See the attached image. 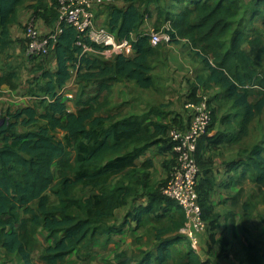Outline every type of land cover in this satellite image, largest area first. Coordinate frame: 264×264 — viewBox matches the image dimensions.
<instances>
[{
	"label": "trees",
	"instance_id": "obj_1",
	"mask_svg": "<svg viewBox=\"0 0 264 264\" xmlns=\"http://www.w3.org/2000/svg\"><path fill=\"white\" fill-rule=\"evenodd\" d=\"M154 1L158 2L127 0L124 9L108 8L106 27L119 40L130 41L134 57L115 54L109 61H101L97 58L101 54L96 52L105 49L87 39L78 46L82 34L74 27H65L55 46L57 69L42 73L47 81L43 88L46 98L38 105L17 110L13 116L0 117V245L7 255L16 256L23 264H35L39 229L46 231L48 239L52 240V245L39 256L44 264H68V257L75 251L93 248L104 241L107 244L112 234L123 230L122 225H108L116 211L137 194L138 186L149 187L147 171L152 163L147 161L138 168L136 160L159 144H163L164 150H172L168 131L171 127L181 128L182 119L179 121L175 117L171 125H163L147 122L143 116L118 119L99 114L102 106L98 104V95L111 93L115 83L133 82L143 89L154 86L152 63L161 52L151 45L149 35L138 34L136 39L132 38L146 18L138 3ZM24 2L0 0V49L10 42L9 26L16 21ZM190 3L177 13L166 12L164 18L171 25V43L188 40L209 71L205 80L200 79L198 85L192 86L189 100H201L199 84L219 87L235 108L243 110L240 132L242 137L246 136L255 117L264 111V72L256 70L252 53L243 50L247 43L244 33H235L229 50L218 53L219 40L226 36L234 17L233 10L238 5L233 0L217 4L191 0ZM34 9L36 16L56 27L58 0H53L50 8L40 2ZM86 47L96 52H88ZM210 55L215 58L214 62ZM74 72L80 81L94 82L98 95L76 111H70L60 91L73 78ZM15 77L17 73L0 78V84H7ZM103 100L107 102V98ZM213 112L210 128L215 120L214 109ZM19 125L25 132L17 131ZM222 141V135L209 138L213 146ZM203 149L202 144H198L195 154L200 171L201 167L204 169L197 192L207 230L213 232L218 220L210 201L214 181L207 169L208 163L201 160ZM249 154L244 175L251 172L252 182L259 192H264V139ZM238 165L241 162H233L229 167ZM167 182L168 178L152 188L148 192V204L130 215L139 226L144 223L145 216L151 215L156 223H163L156 228L155 251L142 252L140 257L129 258L127 263L203 264L199 253L190 247L181 256L171 249L183 240L179 232L186 217L176 202L163 195L162 188ZM86 189L88 195H78V190ZM53 197L58 203H52ZM248 209L246 206V212ZM162 219L166 222H160ZM173 233H177L175 237H166ZM244 249L249 264H264V248L254 244L249 233Z\"/></svg>",
	"mask_w": 264,
	"mask_h": 264
},
{
	"label": "crops",
	"instance_id": "obj_2",
	"mask_svg": "<svg viewBox=\"0 0 264 264\" xmlns=\"http://www.w3.org/2000/svg\"><path fill=\"white\" fill-rule=\"evenodd\" d=\"M40 2L48 8L53 5V0H25L18 10L16 21L9 26L10 42L3 47L5 50L0 54V78L9 77L10 74L15 76L18 69L17 59L15 58L17 56L23 57L21 44L18 43V40L25 42V28L30 22H34L37 29L43 35L54 31V27L47 25L40 16L35 15L34 6ZM127 5L128 3L125 0H116L112 3V6L120 9L126 8ZM103 8L96 11V20L99 25L106 27L108 11L105 15H102V12L105 10ZM148 8L151 12L148 22L151 24H149V27H142V25L139 32L132 36L133 39H136L138 34L161 31L154 30L153 26L155 21H157L154 2L148 3ZM162 45L163 47L160 50L162 52L160 55L161 63L157 68L156 65L154 67L153 88L143 89L133 82L125 84L121 82L117 87H113L116 91L121 90V92H124L123 97H115L113 106L120 107L119 103L121 102L119 101L126 104L122 111L115 112L113 110V117L120 119L132 115L143 116L145 113H151L150 119H146L147 122L171 125L175 120V115L179 114L176 117L180 121L183 115L184 101L186 98L189 99L192 86L198 85L199 80L202 78L198 69L194 66L187 47L165 42ZM56 69L57 62L54 57L53 72ZM191 70L194 71L193 77L189 76ZM16 78L11 80H15ZM73 80L74 78L61 89L63 90V100L66 96L70 95L68 93L72 94L76 92L75 87H73ZM15 92H17L16 89L0 84V114L3 109L7 111V109L15 108L18 105ZM201 92L202 85L199 84V97L202 96ZM97 95L95 94V96ZM101 95L103 96L104 94L101 93ZM34 100L32 97H29L23 108L34 106ZM101 100H103V97L99 98V101ZM147 109H150L148 110L149 112ZM99 114L105 117L109 116L102 110ZM232 121L234 120L232 119ZM231 126L234 127L233 132H229L228 130ZM240 127L241 125H239L238 129L234 122H229L228 117L222 119L221 122L216 112L210 131L198 143H201L204 148L201 152V160L208 163L207 169L210 171V176L214 181V190L211 193L210 201L215 207V213L218 218L216 229L213 232L206 229L199 236V255L203 264H249L244 247L246 245L247 234L251 233L257 224L252 221L251 206L256 205L259 190L257 185L251 180V172H248L247 176L244 175L251 149H247V147L242 148L241 144L246 137L241 136ZM217 135H222V143L217 146L210 145L209 138H214ZM147 161L152 163V167L147 171L149 173V187L143 188L142 186H138L137 194L129 199L125 207L116 211L115 218L108 222V225H122L123 230L121 233L112 234L108 245L101 246L103 250H100L98 245L94 246L98 254H96L95 261L92 264H101L98 260L103 256L104 252L105 264H137L135 261L127 263V260L141 252L155 251L157 243L155 238L156 227L149 222L151 218L154 219V216H145L144 223L139 226L130 215L136 212L137 209L146 206L150 199L148 192L152 191V188H157L168 178L169 170L175 162V155L172 150H164L163 144H159L146 150L136 160V165L138 168H141ZM233 162H241V165L229 167ZM203 170V167H201V171ZM143 172L141 171V173ZM246 206L249 207L247 212ZM256 216L254 215L253 217L254 221ZM164 221L165 219H162L160 222ZM176 234H169L166 237L173 238ZM179 234H181V231ZM181 237L183 238V236ZM37 239L38 247L34 254V262L35 264H44L43 262H39L35 255H41L46 247L52 245V240L48 239V233L42 229H39ZM179 244H182L183 252L189 251V243L184 238ZM75 253L76 251L68 257V261L76 259L73 256ZM119 254H123V257L118 258ZM0 256L9 257L15 264H23L16 256L7 255L1 245Z\"/></svg>",
	"mask_w": 264,
	"mask_h": 264
},
{
	"label": "rangeland",
	"instance_id": "obj_3",
	"mask_svg": "<svg viewBox=\"0 0 264 264\" xmlns=\"http://www.w3.org/2000/svg\"><path fill=\"white\" fill-rule=\"evenodd\" d=\"M125 1L127 2V0ZM180 1L181 3H178L177 0H158L157 3L154 1L155 13H157V21H155V23L153 24L154 30H163L167 28L171 29L170 23L169 22L166 23L164 20V18H166V12L177 13L180 9L189 7L191 5L190 3L191 0H180ZM197 1L201 2L205 0H197ZM207 1H211V4H217L222 0H207ZM233 1L236 2V4L238 5V8L233 10L234 17L230 20V27L228 29L226 36L221 37V39L219 40L220 45L218 46L219 48L218 53L222 52L223 54L229 50L231 46V41L235 33H244V35L247 38V43H245V45L243 46V50L248 53H252V59H253L256 70L260 73L264 72V0H233ZM109 6H112V4ZM109 6H106L105 8H103L105 10L102 12V15L106 14ZM138 6L140 10L146 15V18L144 20L142 27H149L150 26L149 24L151 23H149L148 20H150L151 12L148 8V3L140 2L138 3ZM161 11L163 12V15H161ZM100 19H101V16H100ZM29 26L36 27L34 22H30L26 26L25 31ZM18 43L21 44L23 57L20 58L17 56L15 58L17 59V64H18V69L16 70L17 78L15 80H10V82H8L7 84H1V85L10 86L12 89L17 90L15 94H16L18 105H16L15 108L7 109V111H5L6 109H3L0 114V117L3 119L9 116H13V114L17 110L23 108V106L26 105L29 97H32L33 99H35L34 100L35 104L33 103L34 105H38L39 102L45 99L46 95L43 91V88L47 81L43 78L42 73L44 70L48 72H53V62H54V57H55L54 52H50L47 56L37 57L29 53L28 48L26 44L24 43V41L21 42L20 40H18ZM172 44L174 45L180 44L181 46L183 45L187 47L188 53L190 54L194 62V66L198 69L200 77L202 78L201 80H205V78L209 75L208 74L209 71L207 70L206 66L203 64L202 60L196 55L197 50L192 46V44L188 40H185V39H180L178 43H172ZM162 47L163 45L160 44L156 48H159V50H161ZM4 50L5 48H1L0 54H2ZM160 55L152 63L153 68L155 67V65L157 68V66L161 63ZM112 56L114 55H108V54L102 55L101 54V55H98L97 58H99V60L101 61H109L112 58ZM210 58H211V62H214L215 58L212 55H210ZM153 73H154V69L152 71V76H153ZM189 76H192V77L194 76L193 70L189 72ZM73 78H74L73 87H75L76 92L72 94L68 93L70 95L64 98L66 105L70 111H76L87 101L91 102V98L95 96V92L97 88L94 82L88 83V82L80 81V79L77 78V74L75 72H74ZM122 83L125 84L127 82H122ZM128 83H132V82H128ZM117 85H119V83H115L113 87H117ZM201 93L203 97H206L210 100V103L212 107L214 108L215 114L217 112L218 118L221 119V122H222V119L228 117L229 122H234V124H236L237 128L239 129V125H241V121H242L241 112H243V110L235 108L233 103L224 97L223 91L219 87L213 86V85L211 87H205L202 85ZM103 94H104L103 96L101 94L98 96L107 98V102H108L107 106H106L105 100L99 101L98 104L102 106L101 110L105 114L112 116L113 110L115 112L119 110L122 111V109L125 107L126 104L122 103V101H119L121 102L119 103L120 107L113 106V101L115 97L118 96L121 98L124 96V92H121V90L116 91L113 89L111 93L103 92ZM255 94H256V91H255ZM187 99L188 98H186V100ZM185 101H184V104H185ZM148 110L150 109H147V111ZM5 113H7V115H5ZM183 113H184V107H183ZM150 115L151 113H145L143 114V117L147 119L149 118ZM178 115L179 114H176L175 117ZM232 119L234 121H232ZM24 130L25 128L23 126L19 125L17 127L18 132H23ZM228 130L229 132H233L234 127L231 126L229 127ZM59 137L61 138L62 136H59ZM244 137L246 138L243 139L241 146L242 148L247 147V149H252L256 144H259L260 141L264 139V111L255 117V119L249 126L248 134ZM77 193L79 196H85L89 194V190L88 189L84 191L78 190ZM52 203H58V200H56L53 197ZM251 209H252L251 217L252 216L254 217V215H257L255 217V221H254V218L252 217V221L253 223L256 222L257 224L255 225V228L252 230V232L249 233L250 238L252 239V242L254 244L264 248V192H258L257 203L256 205H252ZM149 222L154 224L156 228L162 227V224H163V223L161 224L156 223L153 218H151ZM94 246L93 248H89V249L81 248L80 250H77L75 255H73L75 256L76 259L69 260L68 264H92V262L95 261L96 254H98L95 251ZM98 246L100 250H103L101 249V246L102 247L106 246L105 241L102 243H99ZM171 249L172 251L180 254V256L185 253L182 251V244H175L174 246H172ZM141 253L133 255L131 259L138 257V256L140 257ZM102 255L103 256H101L98 262L101 264H105L104 263L105 252ZM39 256L35 255L36 259L39 262H41L39 260ZM180 256L178 257L180 258ZM0 264H15V263L12 259H9V257L0 256Z\"/></svg>",
	"mask_w": 264,
	"mask_h": 264
},
{
	"label": "built area",
	"instance_id": "obj_4",
	"mask_svg": "<svg viewBox=\"0 0 264 264\" xmlns=\"http://www.w3.org/2000/svg\"><path fill=\"white\" fill-rule=\"evenodd\" d=\"M114 1L116 0H58L59 20L54 31L43 35L34 26L26 29L25 42L29 53L41 57L55 52L58 36L63 33L65 27L71 26L82 34V39L77 42L78 46H82L83 39H87L92 44L105 49L99 53L86 47L88 52L134 57L135 53L129 40H119L107 27L97 23L96 11L109 6ZM170 30L167 28L150 31L146 35L150 36L151 45L157 47L163 42L171 43ZM60 94L63 95V90ZM209 101L203 96L198 102L186 100L181 118L182 127L169 129L168 138L172 144L175 162L168 182L162 188L163 195L176 202L183 210L186 221L181 229V235L189 243V247L197 253L200 252L199 236L207 229V223L202 217L199 204L197 187L201 171L195 154L199 140L208 133L213 122L214 112Z\"/></svg>",
	"mask_w": 264,
	"mask_h": 264
}]
</instances>
